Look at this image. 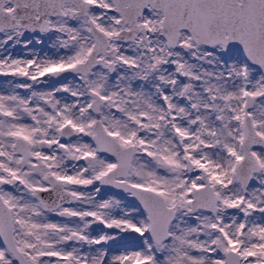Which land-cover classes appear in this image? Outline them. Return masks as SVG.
<instances>
[{
	"label": "snow or ice",
	"instance_id": "snow-or-ice-1",
	"mask_svg": "<svg viewBox=\"0 0 264 264\" xmlns=\"http://www.w3.org/2000/svg\"><path fill=\"white\" fill-rule=\"evenodd\" d=\"M0 264H264V0H0Z\"/></svg>",
	"mask_w": 264,
	"mask_h": 264
}]
</instances>
